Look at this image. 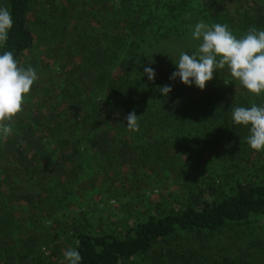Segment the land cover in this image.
Masks as SVG:
<instances>
[{
	"label": "trees",
	"instance_id": "obj_1",
	"mask_svg": "<svg viewBox=\"0 0 264 264\" xmlns=\"http://www.w3.org/2000/svg\"><path fill=\"white\" fill-rule=\"evenodd\" d=\"M120 1L118 11L122 16L117 18L116 10L106 23V17L99 12L102 6L93 10L88 0H0V6L9 8L14 20L0 54L12 51L25 67L27 62L40 65L27 56L35 42L29 23L37 12L53 18L57 33L66 31L59 42L64 40L62 47L67 53L62 57L66 64L59 65V82L46 88L39 78L24 103L50 101L54 104L48 113L36 111L30 116L33 108L21 112L14 120L13 134L0 141L2 239L7 235L9 220H13L11 198L20 194L21 181L30 179V196L38 197L37 187L46 189L51 181L65 179L62 173L53 174L54 167L70 162L72 167L80 168L73 162L74 158L80 159L84 147L104 152L114 146L116 141L109 135L111 130L112 134L141 140V154L140 151L138 154L147 161L157 162L170 146L182 153L193 139L197 144L201 141L212 145L214 142L210 143L209 139L216 133L222 134L230 128L241 133L244 129L233 124L231 108L250 106L253 95L234 80L226 84L224 80H230L227 69L215 72L204 90L193 84L194 96H187L186 85L179 78L171 80L170 76L176 71L174 62L179 53L191 54L195 50L188 42L181 49L178 46L188 38L193 24L198 20L206 24L226 23L237 38L251 27L264 30V0H197L193 7L187 5L189 0H167V5H143L145 0L141 4ZM253 4L262 6H245ZM187 16L191 19L186 20ZM91 38L96 40L94 45ZM53 51L60 55L56 46ZM77 57L81 64H76ZM142 62L152 65L156 74L154 81L142 75L144 71L139 69ZM67 64L71 65L69 69ZM164 85L172 88L168 96H163L158 89ZM38 86L46 90L43 96ZM94 92L97 97L101 96L96 103L98 109L89 107L83 99L85 93L88 98ZM68 95L73 97L70 102L64 99ZM58 102L60 110L55 104ZM133 111L142 115L138 132L128 131L121 124H127L125 118ZM124 137L117 143L131 145ZM209 150L210 147L204 149ZM53 153L55 158L51 161L49 157ZM195 198L181 208L150 215L121 237L110 233H78L75 250L82 257L81 264H136L137 258L142 260L149 254L150 262L146 264H207V243L217 235L264 221V180H239L221 197ZM193 242L198 246L192 245ZM249 246L245 252L240 249L241 253L228 263L220 257L214 264H264V238Z\"/></svg>",
	"mask_w": 264,
	"mask_h": 264
},
{
	"label": "rangeland",
	"instance_id": "obj_2",
	"mask_svg": "<svg viewBox=\"0 0 264 264\" xmlns=\"http://www.w3.org/2000/svg\"><path fill=\"white\" fill-rule=\"evenodd\" d=\"M132 2L141 4V0ZM88 3L93 10L102 6L99 12L106 17V23L116 10V17L122 16L121 11H118L120 0H88ZM142 4L167 5V0H145ZM187 5L196 6L197 0H189ZM231 5L235 6V3ZM32 18L29 26L35 35V42L27 56L40 65L27 62L26 67L31 64L42 79L40 84L52 88V83L59 82L57 68L59 69L60 63L66 64L62 58L67 55L66 48H63L64 40L59 42L66 31L65 34L61 30L57 33V26L49 14L37 12L35 19ZM185 19L191 17L187 16ZM200 21L203 20L196 23ZM187 36L178 46L181 49V45L188 42L195 49L198 41L191 38V27ZM91 42L94 45L96 40L91 38ZM53 46L59 51L62 48L60 55L54 54ZM76 64H81L79 57ZM41 66L42 75L41 72L39 74ZM70 67L67 64V69ZM139 67L144 71L152 65L142 62ZM38 91L41 96L46 93L41 88ZM185 93L187 96L195 95V91L189 86H186ZM85 95L86 93L83 99L89 107L96 106L101 97H97L96 92L92 97L85 98ZM72 98L69 95L64 97L69 102ZM27 100L29 99L25 102ZM253 103L264 105L263 94L253 95L251 104ZM53 104L40 99L30 105H23L22 113L33 108L30 116H34L36 111L47 114L48 108ZM55 104L60 110L61 103ZM112 112L113 110L109 112L110 115ZM121 124L127 127V124ZM111 131L109 135L114 143L116 141L114 146L107 147L104 152L91 146L84 147L80 159L74 158L73 162L80 165V168L72 167L70 162L57 166V169L54 167L53 174L62 173L65 179L60 182L51 181L46 184V189L37 187L38 197L30 196V179L21 181L20 194H16L18 198H11L14 201L11 203L14 208L11 210L12 215L10 214L13 220H9L7 235H3V239L0 237V264H65L64 253L68 249H75L76 236L80 232L110 233L121 237L129 228L150 215L181 208L196 200L195 197L218 198L228 192L236 181L264 180V151L252 150L247 145L244 138L248 135V129L245 127L241 133L234 128L223 131L222 134L216 133L209 139L210 143L214 142L212 145L201 141L197 144L193 139L192 144L187 145L182 153L170 149V146L157 162L147 161L143 155L138 154V151L141 154V140L130 135L124 137L112 134ZM122 137L127 139V143L131 141L134 148L129 144H118V139ZM208 147L210 150L204 151ZM50 151L52 152L51 149ZM53 154L54 156L49 157L51 161L55 158V153ZM69 157L70 154L67 158ZM260 238H264V221L241 230L223 232L207 243V264H214L220 257L224 263H228L230 258L239 255L241 251L245 252L246 248L251 247V242ZM148 256L151 257V254L142 260L141 257L137 258L136 264L150 262Z\"/></svg>",
	"mask_w": 264,
	"mask_h": 264
},
{
	"label": "clouds",
	"instance_id": "obj_3",
	"mask_svg": "<svg viewBox=\"0 0 264 264\" xmlns=\"http://www.w3.org/2000/svg\"><path fill=\"white\" fill-rule=\"evenodd\" d=\"M13 26L11 11L0 6V47L6 45ZM191 38L199 42L198 46L191 54L179 53L171 80L179 78L186 86L194 84L204 90L207 82L214 79L215 72L227 69L230 80H224L226 84L234 80L251 95L264 94V30L251 27L237 38L226 23L200 21L191 26ZM142 75L154 81L156 74L153 68L146 67ZM38 79L36 69L22 65L12 51L0 54V141L13 134L14 120L23 111L26 97ZM158 89L163 96L172 91L169 85ZM141 116L134 111L126 116L128 131H139ZM231 120L234 125L248 129L244 141L252 150L264 151V105L253 103L247 107H232ZM64 257L68 264H81L82 261L75 249L66 250Z\"/></svg>",
	"mask_w": 264,
	"mask_h": 264
}]
</instances>
